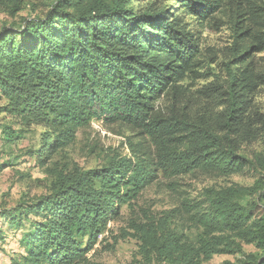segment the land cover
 I'll return each instance as SVG.
<instances>
[{"label": "trees", "instance_id": "obj_1", "mask_svg": "<svg viewBox=\"0 0 264 264\" xmlns=\"http://www.w3.org/2000/svg\"><path fill=\"white\" fill-rule=\"evenodd\" d=\"M134 1L145 5L135 8ZM239 5L238 0H52L43 17L3 28L1 112L49 131L39 150L29 154L37 164L44 165L92 121L138 130L153 147L149 154L134 152L136 160L66 178L49 196L2 214L10 230L25 231L15 264L87 262L122 204L153 185L155 172L177 176L199 170L229 177L244 170L248 161L238 155L241 145L264 131V114L252 101L264 74L256 76L245 66L233 76L228 98L197 121L181 112L178 86L194 73L200 53L199 38L183 17L206 20ZM257 43L255 49L264 51V34ZM163 101L170 103L168 117L159 110ZM257 195L264 200V181ZM182 211L202 236L192 241L167 224H154V231H143L154 259L198 264L216 254L242 253L238 238L263 253L239 264H264V222L249 224L250 210L236 192L185 201Z\"/></svg>", "mask_w": 264, "mask_h": 264}, {"label": "rangeland", "instance_id": "obj_2", "mask_svg": "<svg viewBox=\"0 0 264 264\" xmlns=\"http://www.w3.org/2000/svg\"><path fill=\"white\" fill-rule=\"evenodd\" d=\"M51 1L0 0V33L3 28L14 30L25 21L43 17ZM238 3L237 8L223 7L206 20L183 17L200 44L194 73L178 84L182 88L179 90L184 108L181 112L190 114L194 121L207 109L214 111L222 99L228 98L233 76H240L245 66L256 76L264 74V51L255 49L264 34V0H238ZM144 5L136 1L131 4L135 8ZM172 5L177 7L175 3ZM251 46L254 48L243 55ZM252 101L264 114V75L252 94ZM160 105L159 110L163 109L168 117L170 111L166 107L170 103L163 101ZM3 106L5 102L0 103V216L49 196L66 178L107 168L118 160H136L134 152L139 155L153 152L151 140L140 131L122 124L92 121L78 130L75 140L40 165L36 163L37 157L32 159L29 154L39 150L42 134L49 131L39 125L29 127L19 117L1 112ZM10 135L16 139L7 142ZM238 155L248 164L242 172L229 177L199 170L177 176L170 171L155 172L154 184L122 204L120 215L108 223L95 248L87 254V262L82 264H169L154 259L143 231H154V224H167L169 230L197 240L203 231L183 213L182 204L204 200L211 192H236L240 205L250 210L249 224L264 222V200L257 195L264 181V131L257 139L243 143ZM28 222L24 221L26 228ZM24 233V230H10L8 221L0 217V264H15L20 260L23 250L19 242ZM235 240L242 246V253L216 254L198 264H239L245 257L262 256V250L255 244Z\"/></svg>", "mask_w": 264, "mask_h": 264}]
</instances>
